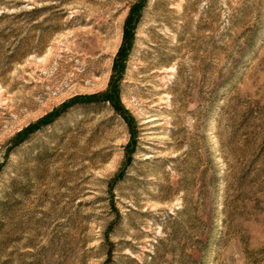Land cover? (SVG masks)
<instances>
[{
	"label": "rangeland",
	"instance_id": "1",
	"mask_svg": "<svg viewBox=\"0 0 264 264\" xmlns=\"http://www.w3.org/2000/svg\"><path fill=\"white\" fill-rule=\"evenodd\" d=\"M0 264H264V0H0Z\"/></svg>",
	"mask_w": 264,
	"mask_h": 264
}]
</instances>
